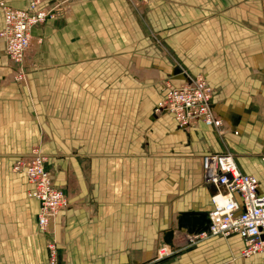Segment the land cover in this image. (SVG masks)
Listing matches in <instances>:
<instances>
[{
    "label": "crops",
    "instance_id": "crops-1",
    "mask_svg": "<svg viewBox=\"0 0 264 264\" xmlns=\"http://www.w3.org/2000/svg\"><path fill=\"white\" fill-rule=\"evenodd\" d=\"M3 1L23 10L33 0ZM77 1L63 18L31 31L24 82L0 56V264H48L47 240L57 244L59 264L154 262L174 217L211 203L200 160L232 148V134L241 147L236 162L264 193V0H212L215 7L207 0H147L140 10L127 0ZM246 42L250 50L235 58L247 64L229 72L216 65L213 75L211 63L206 75L224 137L204 124L185 132L167 115L153 116L166 82L184 80L171 76L177 50L191 49L196 62L203 48L212 62L215 46ZM33 149L46 155L71 204L45 234L40 204L28 197L31 184L12 169ZM214 239L175 264L197 252L198 263L208 264V248L219 261Z\"/></svg>",
    "mask_w": 264,
    "mask_h": 264
},
{
    "label": "built area",
    "instance_id": "built-area-1",
    "mask_svg": "<svg viewBox=\"0 0 264 264\" xmlns=\"http://www.w3.org/2000/svg\"><path fill=\"white\" fill-rule=\"evenodd\" d=\"M76 1L71 0L65 6L63 0H33L23 10L8 7L5 1H0L4 24L0 39L7 59L18 67L17 80L22 78V65L31 47V31L47 20L63 18ZM127 1L140 10L147 0ZM163 91L165 94L153 111L155 118L167 115L176 122L179 130L185 132L204 124L220 135L225 134L222 119L217 118L212 110L215 90L205 78L199 77L179 86L167 84ZM46 163V155L33 149L28 155L19 157L12 166L13 172L25 174L32 186L28 197L40 204L38 227L44 234L49 232L50 224L59 213L71 207L63 190L55 186ZM200 163L203 185L212 187L215 192L211 198L213 210L209 213L211 224L208 229L192 233L190 243L208 238H238L243 244V258L264 255V193L259 190L258 178L243 173L233 154H204ZM47 241L48 264H58L57 244Z\"/></svg>",
    "mask_w": 264,
    "mask_h": 264
},
{
    "label": "rangeland",
    "instance_id": "rangeland-1",
    "mask_svg": "<svg viewBox=\"0 0 264 264\" xmlns=\"http://www.w3.org/2000/svg\"><path fill=\"white\" fill-rule=\"evenodd\" d=\"M202 1L204 3H206V0H202ZM70 2H71V0H63V5L68 6V4ZM207 2L210 3V5H212V7L216 6V3L212 0H207ZM182 34H184V33H182ZM152 38H153V36H152ZM152 38H151V40L153 41ZM158 39H159V37L155 36L156 44L159 43V42H157ZM250 48H251V45L247 44V42H246V44H243V45H228V46H222V47L215 46L214 48H212V50L215 49L214 53H212V58H211L212 62L208 61V56H206L208 53L207 54L204 53L203 48H199V51L196 54L197 58H195L196 62L191 61L192 58H191V56H189V51L191 49L177 50V54L174 53L176 57L175 56H174L175 58L173 57L174 62L177 64L175 65V69L173 71V74H171V76H173V75H174V77H178V76L183 77L184 76V80L179 81V82L177 81L176 83L175 82L170 83L167 81L166 83H168L170 85L172 84L174 86H179V85H183L187 82L190 83L191 81H194L195 79H197L199 77H203L207 80L206 75H207V73L210 74V71L208 70V68H209V65L211 63L213 65V68H211L213 75H215V74L219 75V72L214 73L215 69H216V65L222 66L223 67L222 71H224V72H229V70H234L237 67H241V65H243L242 63H244V62L246 63V61L242 62L241 60H236L237 59V58H235V56H237L236 54L243 53L244 51H249ZM0 53H1V51H0ZM29 54H30V52H29ZM220 54H223L225 56H222V58L214 57L215 55H220ZM0 56H2V57L6 56L4 51L0 54ZM246 64H244V66H242V67H248V66H246ZM8 66H10V65H8ZM11 74H13V71L11 72ZM21 74H22V78L18 79L17 80L18 82H24L25 81V74H24L23 67H22ZM13 77L14 76L11 75V78L8 81L11 82L13 80ZM207 82H208V80H207ZM224 135H222V137H224ZM232 136H233V140H234L233 147L231 148L229 145L228 149L223 150V153H229L231 155L233 154L235 156V159L238 162V160L241 158V156L239 157V155L241 154V150L235 146L240 147V141H239V138L237 136H235V134H232ZM223 142L225 144V139H223ZM263 156H261L260 160L263 159ZM197 163H198V161H197ZM204 185H202V183H201V186H204ZM205 187L209 188V189L212 188V187L207 186V185H205ZM213 191H214V189L212 190V192ZM214 193L215 192H213V194ZM212 210H213V206L211 203H209L208 207H205V208L203 207L201 209L195 208V209L191 210L190 213H192V214L193 213L205 214V213H210ZM180 218H178V220ZM178 220H176V217H174V219L172 220L173 224L171 225V227H169V229L166 232H162V238L159 240V242L157 244V250H156L157 254L154 258V262H152L150 264H175L177 259L181 260L180 256L188 254V253H192V252L194 253L199 247V246H197V244L200 242H203V241H198L195 243H190L191 238H193L192 234H190L189 231L180 230L178 227V223H179ZM49 230H50V228H49ZM170 231L173 233L172 245L167 244L166 237H165L168 234V232H170ZM236 240L237 239H235V240L224 239L222 237H220L219 239H214V244L220 252L219 253V261H216L215 249L214 248H212V249L208 248L210 250L208 252V253H210V255H209L210 258L208 259V264H264V255H262V254L254 255V256H251L250 258H243L241 256V250L239 249L238 244H237L239 242H237ZM241 244H242V242H241ZM57 251H58V249H57ZM197 253L199 254V252H197ZM198 254L197 255L192 254L191 259H187L188 257L187 258L184 257V261H182V263H178V264H200V263H198ZM57 255H58V253H57ZM160 255H162V256H160ZM58 264H59V255H58Z\"/></svg>",
    "mask_w": 264,
    "mask_h": 264
},
{
    "label": "water",
    "instance_id": "water-1",
    "mask_svg": "<svg viewBox=\"0 0 264 264\" xmlns=\"http://www.w3.org/2000/svg\"><path fill=\"white\" fill-rule=\"evenodd\" d=\"M192 215L193 218L191 219ZM178 222L179 229L189 231L190 234L205 232L211 224L209 213H185L181 216ZM165 237L167 244L172 245L173 233L170 231Z\"/></svg>",
    "mask_w": 264,
    "mask_h": 264
},
{
    "label": "bare ground",
    "instance_id": "bare-ground-1",
    "mask_svg": "<svg viewBox=\"0 0 264 264\" xmlns=\"http://www.w3.org/2000/svg\"><path fill=\"white\" fill-rule=\"evenodd\" d=\"M219 199H220V198H219ZM219 199H218V200H219ZM192 218H193V215L191 216V219H192ZM192 221H193V220H192Z\"/></svg>",
    "mask_w": 264,
    "mask_h": 264
}]
</instances>
